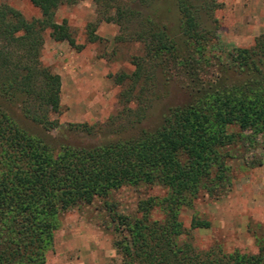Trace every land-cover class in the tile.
Here are the masks:
<instances>
[{
  "label": "trees",
  "instance_id": "1",
  "mask_svg": "<svg viewBox=\"0 0 264 264\" xmlns=\"http://www.w3.org/2000/svg\"><path fill=\"white\" fill-rule=\"evenodd\" d=\"M27 1L39 18L26 20L0 5V98L43 131L56 132L63 126L48 115L58 111L60 80L40 64L39 52L46 31L53 41L73 46L66 24L55 23L53 15L80 0ZM155 2L117 0L107 6L113 15L105 21L118 26L121 39L142 45L132 72L113 77L121 87L119 116L128 127L144 120L159 81L167 85L173 69L183 74L186 102L168 108L156 127L85 147L59 144L52 153L0 110V264H44L59 213L141 185L164 192L140 200L138 218L118 217L113 248L120 264H264V239L256 238L255 254L214 246L198 251L190 231L209 223L192 217L184 229L178 220L200 191L213 196L225 186L232 147L264 138V34L249 48H233L203 23L218 7L215 0H172L176 20ZM96 129L70 124L66 130L90 136ZM155 208L160 220L150 219Z\"/></svg>",
  "mask_w": 264,
  "mask_h": 264
},
{
  "label": "rangeland",
  "instance_id": "2",
  "mask_svg": "<svg viewBox=\"0 0 264 264\" xmlns=\"http://www.w3.org/2000/svg\"><path fill=\"white\" fill-rule=\"evenodd\" d=\"M215 2L218 7L210 16L205 15L203 23L214 31L218 42L246 49L264 34V0ZM114 3L117 0H80L55 10L53 21L66 24L72 47L65 41H53L47 31L43 34L39 62L60 80L58 111L48 115L63 126L59 131H43L24 118L15 104L0 98V110L12 123L27 136L42 139L52 153L59 144L85 147L134 136L139 128L156 127L168 108L187 100L183 74L170 62L173 79L164 87L162 81L157 83L158 98L146 109L144 120L130 128L119 116L121 87L113 83V77L131 73L133 59L143 51L140 42L121 39L118 26L105 21L113 15V9L107 6ZM155 4L168 9L169 16L176 20L172 0H156ZM0 5L16 10L26 20L39 18L38 10L27 0H0ZM128 106L134 108L133 104ZM70 124L95 125L98 130L90 136L72 133L66 130ZM117 129H122L119 134ZM229 153L225 186L213 196L200 191L190 207L179 210L178 220L184 229H188L192 217L209 223L207 229L190 231V243L198 251L214 246L224 253L255 254L256 238L264 239V138L257 135L241 147H232ZM163 192L156 186H124L88 205L59 213L51 244L43 255L44 264H120L113 248L118 217L138 218V202ZM161 218L156 208L150 212V219Z\"/></svg>",
  "mask_w": 264,
  "mask_h": 264
}]
</instances>
